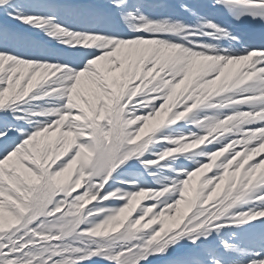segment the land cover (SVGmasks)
Returning <instances> with one entry per match:
<instances>
[{
  "label": "snow or ice",
  "instance_id": "obj_1",
  "mask_svg": "<svg viewBox=\"0 0 264 264\" xmlns=\"http://www.w3.org/2000/svg\"><path fill=\"white\" fill-rule=\"evenodd\" d=\"M0 264H264V0H0Z\"/></svg>",
  "mask_w": 264,
  "mask_h": 264
},
{
  "label": "bare ground",
  "instance_id": "obj_2",
  "mask_svg": "<svg viewBox=\"0 0 264 264\" xmlns=\"http://www.w3.org/2000/svg\"><path fill=\"white\" fill-rule=\"evenodd\" d=\"M151 123L153 124V123H155V121H150V122H149V125H151Z\"/></svg>",
  "mask_w": 264,
  "mask_h": 264
}]
</instances>
